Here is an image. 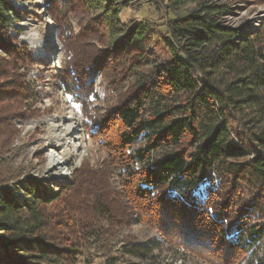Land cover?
Wrapping results in <instances>:
<instances>
[{"label":"trees","instance_id":"obj_1","mask_svg":"<svg viewBox=\"0 0 264 264\" xmlns=\"http://www.w3.org/2000/svg\"><path fill=\"white\" fill-rule=\"evenodd\" d=\"M129 1L69 0L91 12L94 24L108 35L107 46H94L95 55L114 59L118 74L132 78L127 87L133 92L113 112L124 127L113 150L124 166L140 165L129 174L133 197L168 211L167 220L176 232L183 231L204 250L221 243L239 249L242 257L230 264H264V220L258 217L264 213V27L247 34L224 26L220 22L227 7L205 1L171 22L169 37L159 38L169 58L157 62L144 46L152 37L146 27L141 22L124 24L119 18ZM191 1L167 0L166 7L176 9ZM15 13L12 5L0 0V50L9 58L6 62L0 57V67L11 72L21 60L7 41L9 16ZM97 36L93 33V40ZM112 79L107 88L111 94L117 81ZM17 85L23 89L19 80ZM63 90L74 103H82L68 87ZM94 93L84 92L89 101ZM101 126L98 122L88 131L95 134ZM140 139V147L124 153ZM184 140L188 152L179 147ZM24 181L22 201L9 187L0 188V264H72L78 252L65 244L48 211L62 189L30 176ZM241 185L253 192L252 197L241 196ZM99 191L95 190L94 211L102 216L109 200L100 198ZM78 211L81 227L84 220ZM150 243H127L120 256L109 255L104 264L153 258Z\"/></svg>","mask_w":264,"mask_h":264},{"label":"rangeland","instance_id":"obj_2","mask_svg":"<svg viewBox=\"0 0 264 264\" xmlns=\"http://www.w3.org/2000/svg\"><path fill=\"white\" fill-rule=\"evenodd\" d=\"M5 1L16 12L9 16L7 41L17 49L21 60H17L14 73L9 67H0V109H8L0 113V188L9 187L20 201L25 196L27 176L38 178L49 188L62 189L48 211L57 221L65 244L78 252L72 264H104L107 256H120L127 243L145 241L153 242L148 245L154 248V257L132 260L135 264H228L233 258L237 263L242 257L237 255L239 249L221 243L204 250L183 231L176 232L174 223L167 220L168 211L133 197L129 174L140 165L124 166L113 150L124 128L113 112L133 92V87H127L132 78L118 74L114 59L110 61L103 53L95 55V47L107 46L108 35L101 25L94 24L93 14L69 0ZM205 1L227 7L220 22L224 26L247 34L264 27V0H194L176 9L167 8V0H133L121 9L119 18L124 24L141 22L152 36L149 46H144L154 53L157 62H163L169 56L159 38L169 37L171 22L193 13ZM102 4L104 7L107 2ZM88 23L91 26L87 27ZM93 33L99 35L97 40H93ZM0 57L9 62L2 50ZM112 77L117 78L113 94L107 93L110 82H114ZM18 80L23 89L17 85ZM65 87L74 94V100L82 103H74L64 92ZM86 91L95 92L93 101L87 100ZM52 122L73 150L62 170L48 164L49 153L56 148L47 136ZM98 122L102 126L90 134L89 128ZM142 144L140 139L124 153L130 155ZM179 147L191 150L187 140ZM96 189L102 193L100 198L109 200L102 216L94 211ZM240 192L244 199L253 193L242 185ZM78 209L84 220L81 227ZM261 216L264 220V213Z\"/></svg>","mask_w":264,"mask_h":264},{"label":"bare ground","instance_id":"obj_3","mask_svg":"<svg viewBox=\"0 0 264 264\" xmlns=\"http://www.w3.org/2000/svg\"><path fill=\"white\" fill-rule=\"evenodd\" d=\"M70 114L72 112L70 111ZM71 117V115H70ZM58 125H55L54 122L50 123L49 130L47 132V136L49 139L48 142H51L52 145H54L53 151L51 150L49 153V166L54 169H61L63 166H65V163H67V160L70 158V156L73 153L72 148L69 146L68 140L65 138L63 134L57 131ZM55 149H58L56 151ZM59 175L62 177L64 173L62 171L59 172Z\"/></svg>","mask_w":264,"mask_h":264},{"label":"built area","instance_id":"obj_4","mask_svg":"<svg viewBox=\"0 0 264 264\" xmlns=\"http://www.w3.org/2000/svg\"><path fill=\"white\" fill-rule=\"evenodd\" d=\"M129 2H130V4H132L133 0H130Z\"/></svg>","mask_w":264,"mask_h":264}]
</instances>
